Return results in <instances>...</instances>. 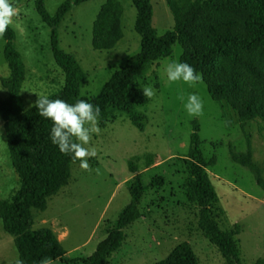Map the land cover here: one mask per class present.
Instances as JSON below:
<instances>
[{
    "label": "clouds",
    "instance_id": "9594fccd",
    "mask_svg": "<svg viewBox=\"0 0 264 264\" xmlns=\"http://www.w3.org/2000/svg\"><path fill=\"white\" fill-rule=\"evenodd\" d=\"M17 15L16 9L9 0H0V37H3L13 18ZM167 82L173 84L183 82L190 88L202 82V75L186 62L171 61L165 67ZM142 94L146 98H152L155 92L151 86H140ZM37 99L30 107L37 109L40 117L50 120L52 128L50 140L58 146L60 152L71 157L75 164L79 161V167L83 170H91L88 158L96 157L95 148L85 147L92 139L93 134H99V120L101 109L84 99H77L74 104H69L62 99H50L47 95L35 93ZM184 104V109L189 117L195 118L203 114V101L196 94H183L177 97ZM99 174V168L95 169ZM14 264H24L18 256ZM39 264H53L51 257H44Z\"/></svg>",
    "mask_w": 264,
    "mask_h": 264
}]
</instances>
